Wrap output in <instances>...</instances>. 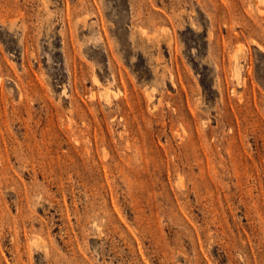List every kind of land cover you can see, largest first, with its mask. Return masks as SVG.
Instances as JSON below:
<instances>
[{
    "label": "rangeland",
    "instance_id": "obj_1",
    "mask_svg": "<svg viewBox=\"0 0 264 264\" xmlns=\"http://www.w3.org/2000/svg\"><path fill=\"white\" fill-rule=\"evenodd\" d=\"M0 264H264V0H0Z\"/></svg>",
    "mask_w": 264,
    "mask_h": 264
}]
</instances>
